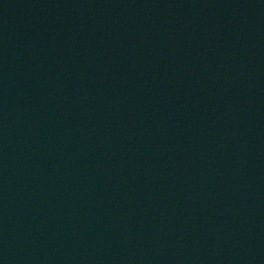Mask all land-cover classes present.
Instances as JSON below:
<instances>
[{
	"label": "water",
	"instance_id": "1",
	"mask_svg": "<svg viewBox=\"0 0 264 264\" xmlns=\"http://www.w3.org/2000/svg\"><path fill=\"white\" fill-rule=\"evenodd\" d=\"M0 264H264V0H0Z\"/></svg>",
	"mask_w": 264,
	"mask_h": 264
}]
</instances>
